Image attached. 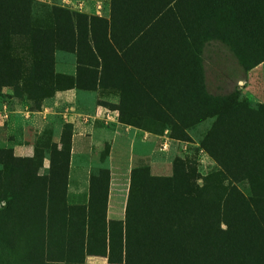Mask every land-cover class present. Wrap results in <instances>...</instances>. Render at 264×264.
<instances>
[{"label": "rangeland", "instance_id": "374dc122", "mask_svg": "<svg viewBox=\"0 0 264 264\" xmlns=\"http://www.w3.org/2000/svg\"><path fill=\"white\" fill-rule=\"evenodd\" d=\"M217 1L174 4L160 37L132 39L161 60L128 58V37L119 53L98 45L97 79L86 21L108 0H0V264H134L132 243L141 264H264V0ZM177 50L178 63L160 55ZM128 66L168 99L129 100ZM97 81L117 98L96 95ZM132 147L151 163L129 172ZM72 160L82 193L68 191ZM145 194L143 251L128 207ZM176 228L182 262L168 259Z\"/></svg>", "mask_w": 264, "mask_h": 264}, {"label": "trees", "instance_id": "16d2710c", "mask_svg": "<svg viewBox=\"0 0 264 264\" xmlns=\"http://www.w3.org/2000/svg\"><path fill=\"white\" fill-rule=\"evenodd\" d=\"M157 1H159V0H157ZM167 1H169V3L155 4L154 3L155 0H152L153 3H151V4H149V3H141V4L137 3V4H135L137 10H136V12L130 13L129 14L130 17L128 19V22L134 21V23L142 20L141 21L142 23L139 24V27L141 26V29L137 30V28H136L135 32L136 33L145 32L146 28L150 25L163 27L161 25V23L159 22V21L163 20L161 17H164V18L168 17V19H167V21H168L170 19L169 15H171V14L173 15V21H176L177 19L179 20V16H178L177 12L175 11L174 4L196 5V3H198L200 0H167ZM227 2H228V0H218L215 3H217V5L218 4L226 5V4H228ZM132 4H134V3H130V5H132ZM210 4H213V2L210 1ZM114 11H116V9H115L114 0H113V12ZM159 15H160L159 19H154L157 16L159 17ZM152 19H154V20H152ZM207 19L209 21L210 20L215 21L217 19V16L214 13L209 14V15H207ZM223 19L226 20L225 16ZM195 20H198V19H195ZM164 21H166V20L164 19ZM93 23L101 24L103 26L104 30L100 31L99 29H97L96 31H100V33L97 34L95 31L96 28L92 27ZM86 24H88V28H87V30L85 29V35L87 38V45L89 46V47L88 46L87 47L95 55L96 60H98V62H99V66H98V70H97L98 71L97 79H98L99 73L101 72V74H102V72H104V68L102 66V64H103L102 59L103 60L105 58H106V60L108 59V56L106 54L98 51L100 44H105L104 47H108V52H115V51L118 52V50L123 45H125V44L129 45L133 38H132V36L128 37V35H127V33L131 32L129 29H123L125 31L124 35H117V37H115V39L112 37L111 40H109L108 36H107V29L109 26L107 24V21L104 19L90 18L86 21ZM78 33H84L83 29L78 30ZM122 37H124V38L128 37L129 40H127V42L125 44H124V42H118V41H116V43H114L116 39L122 38ZM100 48H101V46H100ZM193 52L194 51H192V53ZM178 53H179L178 50L172 54L171 53L169 54V52H167L168 57L173 58L174 60H176L177 63L181 60L178 56L179 55ZM110 55H112V54L110 53ZM174 55H176V57ZM196 63L200 67L198 58L196 60ZM160 65H161V63L157 66L159 67ZM153 74H155V71ZM182 75H183V79H185V75L184 74H182ZM150 78H152V77H150ZM152 79H154V78H152ZM181 82L182 81L175 82V83L177 85H180ZM149 83L154 86L155 83L159 84V81H157V80L151 81V79H150ZM162 88L166 89L167 94L169 93L168 91L171 90V89H169V87L167 85H162ZM167 94L162 95L164 97V100L168 99L166 96ZM180 98H182V96ZM150 101H158V100H150ZM147 197L148 196L145 194L143 196V200L139 201V204H134L131 208L128 207L129 210L131 211L132 215H133L132 229L134 231H137L136 235H138V238L141 241L140 249H143V251L147 247H149L150 238H151V235H150V221H151V219L150 218H151L152 206L150 205L151 203L146 200ZM144 200H145V202H144ZM146 201L148 202L147 204H146ZM129 228L130 227L127 225L126 229H129ZM175 231H176L175 232L176 236L171 241L172 244H174V247L171 246L169 249H167V251L169 252L168 253V259L172 260V261H173V259H175L177 262H182V260L184 259V252L183 251L185 248H187V243L185 242V238H184L185 233H183L184 232L183 230H179L178 228H176ZM130 232H131V228H130ZM127 237H128V235H127ZM146 239H147V245H146ZM142 243H143V246H142ZM124 247H125V250H127V244L126 243H125ZM131 248L133 251V259L132 258L131 259L136 264H141V260L140 261L138 260L139 245H137V244L135 245L134 243H132ZM164 257L167 258V254H165ZM198 261H199V258H197V256L194 257V255L191 254L189 264H200Z\"/></svg>", "mask_w": 264, "mask_h": 264}, {"label": "crops", "instance_id": "0c3cea01", "mask_svg": "<svg viewBox=\"0 0 264 264\" xmlns=\"http://www.w3.org/2000/svg\"><path fill=\"white\" fill-rule=\"evenodd\" d=\"M140 1V2H139ZM108 3H109V9H108V12H107V16L104 18V20L107 21V24H108V29H107V36H108V39L111 40V38L113 37L115 39V37H117V35H124L125 34V31L123 29H129L131 32L127 33L128 37L129 36H132V38L134 37H137L138 35H141L143 32L141 33H136L134 32V28H135V25H137L139 23V21L135 22L134 21H131V22H128V17H127V8L128 6L130 5V3H134V4H137V3H153L152 0L149 1H146V0H114V5H115V9L116 11L113 12L112 10V4H113V0H108ZM155 4H158V3H169V1L167 0H155L154 2ZM93 5V4H91ZM92 9L91 11L93 10L94 11V6H91ZM160 18V15L159 17H155L154 19H159ZM163 20L165 19L166 22H167V19L168 17L164 18V17H161ZM152 19V20H154ZM97 29H95L96 31ZM161 27L160 26H154V25H150L146 28V32L149 33V36L150 37H160L161 35ZM97 34L100 33V31H96ZM138 44V39L136 41H131L130 44L128 45V48L130 49V51H128V58H133L132 56V53L133 54H137L138 55H145L147 53H151L153 52L156 56H157V59L158 60H161L160 59V56H159V53H158V50L155 48L154 45H152L151 47H134L132 48L133 45H137ZM168 51H164L162 52V54L160 55H165V53H167ZM137 55V57H138ZM136 57V58H137ZM134 57V60L136 59ZM201 67L204 68V63L205 61H201L199 60V63H201ZM157 64V63H156ZM145 67H140V66H137L136 68H133L132 67V70L130 69V67L128 66L127 68V71H128V75L133 77L134 79L130 82V85H136V86H139L137 89H134L135 91H131V90H128V93L126 95V97L129 99V100H164V97L162 95L164 94H167L166 92V89L165 88H162V85L160 84H156L153 86L152 84H148V83H145L144 81H141L139 80V77H140V74L144 71ZM113 73H116V68L114 67V70L111 69ZM130 73V74H129ZM101 77V72L99 73V76H98V79H100ZM149 82V81H147ZM144 83V84H143ZM109 88L108 86L106 85H103L102 87L100 86V83H98L97 81V89L99 91H97L96 95H98V93L102 96H107L105 97L106 99H113V98H117L115 95L114 92H111L109 91ZM119 94V93H118ZM121 95V94H119ZM99 143H102V142H99ZM135 147H132L131 148V156H130V159H129V172L131 171L130 169H132L133 167L136 166V164H147V163H151V162H148L149 158H146L144 156H140L138 157L136 152L134 151ZM90 163L91 160H90ZM150 166V164H148ZM82 166V165H81ZM84 166V165H83ZM88 167H86L85 169H87ZM70 177H69V185H68V191H75L78 189V192L82 193L83 191V185L86 184L87 185V188H88V180L87 182H85V174H84V170H82V168H77V166L74 164V161L72 160L71 163H70ZM78 174V175H77ZM85 189V188H84ZM117 210H120V207L117 208Z\"/></svg>", "mask_w": 264, "mask_h": 264}]
</instances>
